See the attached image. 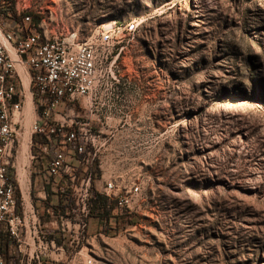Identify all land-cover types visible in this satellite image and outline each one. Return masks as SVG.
Masks as SVG:
<instances>
[{"label":"rangeland","instance_id":"rangeland-1","mask_svg":"<svg viewBox=\"0 0 264 264\" xmlns=\"http://www.w3.org/2000/svg\"><path fill=\"white\" fill-rule=\"evenodd\" d=\"M14 3L41 16V35L95 42L97 86L62 112L90 136L95 188L139 186L134 224L106 235L88 221L46 264H264V0ZM25 109L15 151L28 175L22 207L28 215L35 202L44 222L32 138L21 153L32 131ZM22 249V264H39L27 260L31 245Z\"/></svg>","mask_w":264,"mask_h":264},{"label":"built area","instance_id":"built-area-1","mask_svg":"<svg viewBox=\"0 0 264 264\" xmlns=\"http://www.w3.org/2000/svg\"><path fill=\"white\" fill-rule=\"evenodd\" d=\"M17 5L15 9L18 14L30 10L27 4L21 8ZM23 22V27L17 26L12 32L2 33L3 40L0 36V243L8 240L11 249L12 245L15 247L12 252L17 250L20 254L24 252L23 246L31 245L33 251L27 260L34 259L42 264L49 257L51 248L57 245L54 240L47 239V233L55 230L62 238L66 234L70 237L75 234L78 238L86 231L88 224L93 198L92 172L77 173L72 161L76 155L78 165L90 162L91 153L86 152L90 136L84 132V128L78 127L76 131L73 125L70 126L62 110H68V105L79 99L92 96L99 80V55L94 41L78 42L76 33L63 37L41 35L40 24L37 28L30 27L31 16H25ZM101 39L108 42L111 35L105 31ZM4 41L9 43V49ZM18 67L29 74L31 93L36 95L39 112L31 132L46 139L40 148L49 157L47 176L57 181L51 190L60 194L65 203L70 200L74 202L70 217L57 216L54 209L48 207L43 218L49 220L43 222L33 203L27 201L28 215L22 207L24 197L18 179L20 164L15 151L20 141L17 127L23 119L27 97ZM83 156L85 159H82ZM18 189L21 193L20 212ZM99 192L110 201H115L121 210L133 212L132 205L139 186L134 184L125 188L110 181ZM44 193V198L38 202L46 199L47 194ZM58 246L60 251H64V245ZM23 258L24 255L20 264ZM0 264H5L1 255Z\"/></svg>","mask_w":264,"mask_h":264},{"label":"trees","instance_id":"trees-1","mask_svg":"<svg viewBox=\"0 0 264 264\" xmlns=\"http://www.w3.org/2000/svg\"><path fill=\"white\" fill-rule=\"evenodd\" d=\"M31 16V23L29 24L31 28H37V26L41 22V16L37 14H33L31 12L20 13L18 14L15 9L14 0H0V21L2 19L11 20L15 24L20 27H23V21L25 16ZM35 102L36 95L34 96ZM46 139L40 134H33L32 135V145L31 150L33 154V168L32 171V181L34 180L35 176L38 174L41 177L42 185L44 191L46 192L47 196L46 199L42 200V208H43V215L46 214V209L48 207H52L54 212L57 216L63 215L64 217H70L72 215V209L74 206V202L70 200L68 203H65L62 196L58 193L52 192V186L57 183V181L53 177H49L46 174V168L49 163V157L42 153L40 144H44ZM78 156H73V167L75 168L76 172L79 173L80 165L76 163ZM89 171L92 172V191H93V198L91 200L90 205V213L88 221L95 220L98 223L107 226L105 230L106 235L116 234L119 232L121 225L128 223L134 224L136 221V215L133 212H121L118 204L115 201H110L107 196L100 193L97 188H95V182L97 179V174L99 170L95 167V164L89 168ZM17 185V182L14 181ZM32 194L34 192L32 191ZM17 197H18V211H21V193L19 189L17 190ZM34 205L36 206L35 202ZM37 208V206H36ZM113 220V225L112 221ZM48 240H54L57 245H61L63 242V238L58 235L57 231H51L47 233ZM11 243L6 240L5 242L0 243V255L4 258L5 264H20L21 254L16 250L14 253L11 249ZM48 263L46 260L42 261V264ZM51 264H55L52 263Z\"/></svg>","mask_w":264,"mask_h":264},{"label":"crops","instance_id":"crops-1","mask_svg":"<svg viewBox=\"0 0 264 264\" xmlns=\"http://www.w3.org/2000/svg\"><path fill=\"white\" fill-rule=\"evenodd\" d=\"M17 24H15L13 21L11 20H5V19H2L0 21V36H1V39L3 40V37H2V33H6V32H12L14 29H17ZM5 45L8 47V49L10 48V45L9 43H7L6 41H4ZM21 76H25L27 77L26 78V83L23 84V87H24V91L26 93V97H27V94L30 95L29 99V108L33 109V120L31 121V127L33 126V124L36 122V120L38 119V113H37V110L35 109V102H34V95L31 93V81H30V77H29V74L27 73V71H25L22 67H19L18 68ZM24 70V71H23ZM23 72V73H22ZM23 82V81H22ZM28 86V87H26ZM27 100V98H26ZM26 102L24 104V108H23V115H25V112H26ZM30 111V110H29ZM30 138H32V132H30ZM19 173V172H18ZM27 174V173H26ZM32 174V172H31ZM27 180H28V175H27ZM21 188V187H20ZM27 188H28V181H27V187H26V191H27ZM22 191V189H21ZM22 194H23V197L24 199H28V193L24 194L23 191H22ZM45 196V193L44 191H42L40 194H39V197L37 198V200H41L42 198H44Z\"/></svg>","mask_w":264,"mask_h":264},{"label":"bare ground","instance_id":"bare-ground-1","mask_svg":"<svg viewBox=\"0 0 264 264\" xmlns=\"http://www.w3.org/2000/svg\"><path fill=\"white\" fill-rule=\"evenodd\" d=\"M26 78L27 77L22 76L23 84L26 83ZM26 87H28V86H26ZM29 97H30V95L27 94V99H28L27 105L29 104V100H30ZM27 105H26V107H27ZM29 142H30V137H23L22 144H21V153H22V155H25L26 153H28V151H29ZM18 172H19L18 173L19 185H20L23 193L26 194L27 193L26 187H27V181H28L27 180V174L22 168L20 170H18Z\"/></svg>","mask_w":264,"mask_h":264}]
</instances>
